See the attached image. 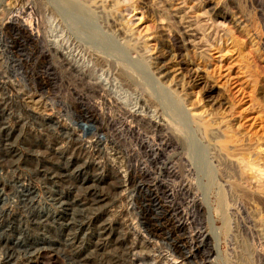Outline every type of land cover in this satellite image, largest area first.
I'll return each mask as SVG.
<instances>
[{
    "label": "rangeland",
    "instance_id": "rangeland-1",
    "mask_svg": "<svg viewBox=\"0 0 264 264\" xmlns=\"http://www.w3.org/2000/svg\"><path fill=\"white\" fill-rule=\"evenodd\" d=\"M168 131L180 164L152 148ZM243 158L264 170V0H0V264H264V171L245 183ZM189 215L218 255L182 249Z\"/></svg>",
    "mask_w": 264,
    "mask_h": 264
},
{
    "label": "bare ground",
    "instance_id": "bare-ground-1",
    "mask_svg": "<svg viewBox=\"0 0 264 264\" xmlns=\"http://www.w3.org/2000/svg\"><path fill=\"white\" fill-rule=\"evenodd\" d=\"M71 1V0H70ZM125 1V0H124ZM50 3V2H49ZM71 4V3H70ZM72 9V8H71ZM77 9V8H76ZM126 12V11H125ZM71 16V15H70ZM72 17V16H71ZM87 18V17H86ZM18 19V18H17ZM71 19V18H70ZM18 21V20H17ZM22 22V21H21ZM52 24V23H51ZM18 25V24H17ZM106 25V24H105ZM16 26V25H15ZM57 26V25H56ZM54 24L51 26V28H50V31L52 32V40H53V45L54 46H56L57 48H61L66 42H68V40L66 39V37L64 36V31H60L57 27H56ZM22 28V27H21ZM78 28V27H77ZM104 28H105V26H104ZM22 29H24V27L22 28ZM21 29V30H22ZM28 29V28H27ZM79 30V29H78ZM111 30V29H110ZM75 31H77V30H75ZM25 32H27V31H25ZM29 33V32H28ZM83 33V32H82ZM114 33V32H113ZM32 34V33H31ZM81 34V33H80ZM33 35V34H32ZM50 36H51V33H50ZM83 36V35H82ZM35 37V36H34ZM90 41V40H89ZM88 41V42H89ZM108 44V43H107ZM87 46V45H86ZM89 46V45H88ZM87 46V47H88ZM100 46V45H99ZM141 51V50H140ZM91 52H93V54H94V56H95V60H96V63H97V65H102V62H105V59L101 56V55H99V54H97L96 52H95V49H94V51L92 50V48H91ZM94 61V60H93ZM109 65H111V64H109ZM125 65H127V64H125ZM96 67V66H95ZM101 67V66H100ZM90 70V69H89ZM80 71V70H79ZM82 71V70H81ZM122 71V70H121ZM72 73V72H71ZM70 73V74H71ZM88 73V75L91 77V78H93V79H95V80H100V76L98 75V73H97V75H96V72H94V70H90L89 72H87ZM101 74V73H100ZM77 75V74H76ZM72 76H73V74H72ZM79 77V76H78ZM101 78H102V76H101ZM82 80V79H81ZM82 82V81H81ZM98 82V81H97ZM155 82V81H154ZM77 83V82H76ZM115 83V82H114ZM138 83V82H137ZM88 86H90L89 84H88ZM116 86V85H115ZM92 88H94L93 86H91ZM90 87V88H91ZM113 87V86H112ZM122 88V87H121ZM120 87H115V89H114V91H115V94H116V96L115 97H117L119 100H121L123 103H124V105H126V106H133L135 103V100H133V98H131L128 94H126L125 93V91H123V89H121ZM109 90V89H108ZM67 91V90H66ZM76 92V91H75ZM110 93L112 94L113 92L110 90ZM109 93V94H110ZM95 94H96V96L99 98V99H101V100H103V102H104V104L105 105H110L109 104V102L111 103V100L107 97V95H109V94H105V92L103 93V91H101V90H95ZM70 95V94H69ZM77 96V95H76ZM66 97H67V95H66ZM77 97H79V96H77ZM83 98V97H82ZM89 98V97H88ZM88 102H89V100H88ZM85 103V102H84ZM90 103H91V101H90ZM137 103V102H136ZM96 104V103H95ZM98 104V103H97ZM96 104V105H97ZM114 104V103H113ZM99 105V104H98ZM103 105V104H102ZM168 105V104H167ZM68 106V105H67ZM111 106V105H110ZM135 106V105H134ZM96 107V106H95ZM94 106H92L91 108H92V111H94V113H92V114H94V115H91V116H94L93 117V119L95 120V121H100V120H102V117H101V115L98 113V109L97 108H95ZM112 107V106H111ZM115 107V106H114ZM119 107V106H118ZM116 108H117V105H116ZM67 111V110H66ZM82 112H83V110H82ZM113 113V112H112ZM122 113V112H121ZM120 113V114H121ZM123 115H125V116H127L129 119L131 118L133 121H135V119H137V117H135V115H131L129 112H125V111H123V114H121V117L123 116ZM124 116V117H125ZM126 118V117H125ZM120 119H122V118H120ZM142 119H144L145 120V118H142ZM124 120V119H123ZM138 120V119H137ZM104 121V120H103ZM125 121V120H124ZM131 121V120H130ZM130 121H127L128 123L130 122ZM132 121V122H133ZM140 121V120H139ZM122 122V121H121ZM107 123H110V122H107ZM115 123H117L116 121H115ZM114 123V124H115ZM124 123H126V122H124ZM135 123H138V122H135ZM118 124V123H117ZM151 124V123H150ZM177 124V123H176ZM216 124V123H215ZM219 124V123H218ZM88 125V124H87ZM103 125V124H102ZM109 125V124H108ZM152 126V125H151ZM155 126V125H154ZM156 126H157V124H156ZM155 126V127H156ZM184 126V125H183ZM112 127L114 128L115 127V125L113 126L112 125ZM117 127V126H116ZM139 127V126H138ZM155 127H154V129H155ZM228 127V126H227ZM97 128V127H96ZM96 128H95V130H96ZM140 128V127H139ZM163 127H160V129H162ZM165 128H168L167 126L165 127ZM204 131H205V133L207 134V135H211V134H213V133H210L211 131H210V127H209V125H204ZM173 129V128H172ZM66 130V129H65ZM165 130V132H166V129H164ZM167 130H169V129H167ZM97 131V130H96ZM109 131V130H108ZM124 131V133H125V130H123ZM114 132L118 135V134H120L121 132H119V130H117V129H115L114 128ZM126 132H127V130H126ZM135 133V130H134V128L133 127H130L129 128V133ZM168 132H170V131H168ZM96 133H94V135H95ZM123 134V133H122ZM142 134V133H141ZM140 134V135H141ZM157 133H155V135H154V139H153V142H154V144H153V146H152V148L153 147H155V146H158V147H160V148H162L163 149V151H166V152H168L170 149V151H173L174 152V154H175V159H178V161L180 160H182V157H183V154H184V152L185 151H183V143H182V141L180 140V137H179V135H176L175 133L173 134V133H171L170 132V134L167 136V137H165V138H163V137H161V136H159V135H156ZM159 134V133H158ZM215 134V133H214ZM115 135V134H114ZM125 135V134H124ZM129 135V134H128ZM139 135V134H138ZM139 135V136H140ZM151 135V134H150ZM164 135V134H163ZM167 135V134H166ZM227 135H228V133H227ZM165 136V135H164ZM186 136V135H185ZM219 136V135H218ZM85 137V136H84ZM94 137V136H93ZM97 136H95V138H96ZM126 137V136H125ZM141 137V136H140ZM143 137V136H142ZM187 137V136H186ZM102 138V137H101ZM145 138V137H144ZM143 138V139H144ZM220 138H221V135H220ZM237 137L234 135V134H230L227 138H226V140L223 142V144L222 145H220V147H219V149L218 150H220V151H218V152H222L225 156V160L226 161H228V160H233V162L235 163V171H233L234 173H236L233 177H232V175L230 176V178L232 177V178H234V180L236 181V182H234V183H237V181L239 180V153H237V154H233V153H231L230 151H229V143H231V142H239V140H237L236 139ZM182 139H183V137H182ZM210 139H212V137L210 138ZM99 140H101V139H99ZM98 140V141H99ZM140 140H142V138L140 139ZM149 140H150V138H149ZM213 140V139H212ZM97 141V142H98ZM102 141V140H101ZM215 141V140H214ZM96 142V141H95ZM126 142V141H125ZM137 142V141H136ZM195 142V141H194ZM94 143V142H93ZM104 143V142H103ZM102 143V144H103ZM119 143V142H118ZM145 143V141L143 140L142 141V145ZM201 143V142H200ZM96 144H98V143H96ZM122 144H123V142H122ZM197 144V143H196ZM146 145V144H145ZM145 145H143L144 147H145V149L146 150H148L147 149V147L145 146ZM151 145V144H150ZM183 146V147H182ZM189 146H191V145H189ZM83 148V147H82ZM142 148V147H141ZM236 148V147H235ZM144 149V148H143ZM157 149V148H156ZM199 149V148H198ZM101 150V149H100ZM142 150V149H141ZM153 150H154V148H153ZM184 150H185V148H184ZM188 150V149H187ZM186 150V151H187ZM152 151V150H151ZM242 151V150H241ZM153 152V151H152ZM215 152V151H214ZM218 152H216V153H218ZM245 152V151H244ZM220 154V153H219ZM153 155V154H152ZM207 155V154H206ZM215 155H217V154H215ZM125 156V155H124ZM154 156V155H153ZM158 156H160V154L158 155ZM162 156V155H161ZM160 156V157H161ZM174 156V155H173ZM133 157V156H132ZM132 157H128L130 160L132 159ZM164 157V156H163ZM127 158V159H128ZM135 158V157H134ZM137 158V157H136ZM245 158H246V156H245ZM245 158H243L242 159V162L241 163H243L242 165H241V167H240V169H241V174H240V176L242 177V180L244 179L246 182L245 183H247V182H249V181H252V180H254V179H256L264 170L259 166V165H257V163H255V162H253V161H246V159ZM125 159H126V157H125ZM124 159V160H125ZM162 159V158H161ZM188 159H189V157H188ZM247 159H248V157H247ZM250 159H252V158H250ZM254 159V158H253ZM165 160H166V158H165ZM173 160H174V158H173ZM221 160V159H220ZM241 160V159H240ZM256 160V159H255ZM127 161V160H126ZM125 161V162H126ZM132 161H133V159H132ZM135 161H137V160H135ZM140 161V160H139ZM180 161H179V164H180ZM199 161V160H198ZM128 162V161H127ZM169 163H170V161H168ZM182 162V161H181ZM187 162V164L188 165H190V161H186ZM134 163V162H133ZM175 163V162H174ZM198 163V162H197ZM216 163V162H215ZM167 164V163H166ZM229 164V163H228ZM133 165V164H132ZM140 165V164H139ZM171 165V164H170ZM214 165V164H213ZM220 166H221V164H219ZM129 166H131V165H129ZM166 166V165H165ZM187 166V165H186ZM224 166H225V163H224ZM224 166H222V167H224ZM226 166H228V165H226ZM225 166V167H226ZM214 167V166H213ZM218 167V166H217ZM216 167V168H217ZM224 167V168H225ZM167 168V167H166ZM171 168V167H170ZM228 169H230V165H229V168ZM129 171V170H128ZM130 171H131V169H130ZM221 171V170H220ZM220 171H219V173H220ZM223 171V170H222ZM221 171V172H222ZM229 171V170H228ZM165 172H166V170H165ZM167 174H170L171 173V171H170V169L169 170H167ZM185 172H187V171H185ZM200 172V171H199ZM130 173V172H129ZM222 174H223V172H222ZM173 175V174H172ZM225 175V174H224ZM168 176V175H167ZM174 176V175H173ZM176 176V175H175ZM218 177H220V175L218 176ZM131 177L129 176V179H130ZM178 178H179V176H178ZM133 179V178H132ZM175 179H176V177H175ZM131 180V179H130ZM178 180V179H177ZM224 180V179H223ZM233 180V181H234ZM240 181V180H239ZM260 181V180H259ZM259 181H256L255 180V182H258L259 183ZM262 181V180H261ZM253 182V181H252ZM234 183H233V186L236 188V189H238L239 190V185H234ZM263 183V185H264V182H262ZM243 184H244V182H243ZM250 184V183H249ZM252 184V183H251ZM260 185H261V183H259ZM245 185V184H244ZM253 185H254V182H253ZM262 185V186H263ZM249 186V185H248ZM234 187H232V188H234ZM242 187V186H241ZM254 187V186H253ZM260 187V186H259ZM226 188V187H225ZM249 188V187H248ZM251 188V187H250ZM242 189H244V187L242 188ZM167 190V189H166ZM183 190H185V189H183ZM249 190V189H248ZM251 190H253V189H251ZM168 191V190H167ZM229 191V190H228ZM169 192V191H168ZM226 194V193H225ZM254 195H255V193H254ZM259 198V197H258ZM201 199V198H200ZM256 199V198H255ZM97 203V202H96ZM93 206V205H92ZM198 207H200V208H202V209H204V211H205V207L200 203L199 204V206ZM238 208H237V211L239 212V206H237ZM178 211H179V209H177ZM181 210V209H180ZM208 210V209H207ZM262 210V209H261ZM177 211V212H178ZM210 211V210H209ZM176 212V213H177ZM206 213H208L207 211H205ZM112 214V213H111ZM179 214H182L181 212L179 213ZM178 214V215H179ZM238 214V213H237ZM175 215V214H174ZM210 215V214H209ZM211 216V215H210ZM178 217V216H177ZM186 217V216H185ZM181 218H182V216H181ZM178 219V218H177ZM184 219V218H183ZM191 219H193L190 215L188 216V220L186 221V222H182L183 220H179L178 222H182V223H178L176 226H177V228H178V230L180 231V232H183L185 235H193L192 234V232H191V227L189 226L192 222H193V220L191 221ZM246 219V218H245ZM247 219H248V217H247ZM205 220H207V219H205ZM213 220V219H212ZM243 220V219H242ZM188 221H190V222H188ZM228 221V220H227ZM209 222V221H208ZM163 224H165V223H163ZM250 224V223H249ZM171 225V224H170ZM252 225V224H251ZM245 227V226H244ZM212 228H213V226H212ZM212 228H210V229H212ZM105 229V228H104ZM106 230V229H105ZM209 230V229H208ZM160 232L162 231V229H160L159 230ZM158 231V232H159ZM212 231V230H211ZM106 234V233H105ZM158 234V233H157ZM152 235V234H151ZM160 234H158V236H159ZM191 235L188 237V238H185L183 241H182V249L184 250V251H186L188 248H193L194 247V244H196V245H199V243L200 244H202V243H204L205 244V246H207L208 245V247H209V249H210V252H208L209 253V255L211 254V256H213V255H215V254H219V252H218V248H217V246H215V247H212V241H213V237H212V235L208 232L206 235H203V234H194L192 237H191ZM214 235V234H213ZM157 236V237H158ZM215 236V235H214ZM151 238V237H150ZM156 238V237H155ZM257 239V238H256ZM46 249V248H45ZM181 249V250H182ZM44 250V249H43ZM182 250V251H183ZM39 252L37 253V257H44L45 255H46V253L44 252V251H40V250H38ZM46 251H47V249H46ZM47 253H48V251H47ZM187 254H188V252H187ZM264 256V255H263ZM2 258V257H1ZM220 258V257H219ZM207 259V258H206ZM209 259H211L210 257H209ZM8 260H9V258H8ZM10 261V260H9ZM175 261V260H174ZM133 263V262H132Z\"/></svg>",
    "mask_w": 264,
    "mask_h": 264
}]
</instances>
